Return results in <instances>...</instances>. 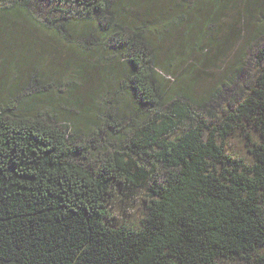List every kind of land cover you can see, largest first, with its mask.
I'll use <instances>...</instances> for the list:
<instances>
[{
    "label": "trees",
    "instance_id": "16d2710c",
    "mask_svg": "<svg viewBox=\"0 0 264 264\" xmlns=\"http://www.w3.org/2000/svg\"><path fill=\"white\" fill-rule=\"evenodd\" d=\"M234 2L0 0V55L25 47L0 62V264H264V46L221 118L200 108L228 80L196 91L253 24L216 40Z\"/></svg>",
    "mask_w": 264,
    "mask_h": 264
},
{
    "label": "rangeland",
    "instance_id": "374dc122",
    "mask_svg": "<svg viewBox=\"0 0 264 264\" xmlns=\"http://www.w3.org/2000/svg\"><path fill=\"white\" fill-rule=\"evenodd\" d=\"M239 17L244 22H253L252 26H249V28H244V31L240 32V37H232L230 38V43L228 44L229 46V51L226 55L222 56L218 63L214 66H211L210 69L212 70V74L208 76L207 79L202 80V82L196 86V91H198L197 96L200 95H206L208 90L210 88L215 89L218 85H220L224 80H228V83L223 87V91L219 93L216 89L213 91L214 95L212 96L211 103H207L205 107H201L200 110L204 112V114L208 116H212L213 118H221L222 117V109L224 107V104H227L229 100L232 101H237L243 98V95L241 92H237V89L245 84V85H251L253 82L250 80L249 77L253 75L254 70H252V74L250 76H246V73L244 75H240V81L238 82V79L236 81H233L234 77L236 76V71L234 70L233 72H228V70L231 68L230 66H233L234 62L236 61V58L239 55V50H244L245 53L247 54H252L258 49H261L264 46V31H260L257 39L255 41L254 38H252L253 33L258 31V24L260 21H264V0H235L234 3H231L228 9L224 11L223 18L221 21L222 24V31L220 34L217 36L216 40H220L224 36L229 35L228 31V25L230 22L236 21ZM240 27H243L242 24H240ZM4 41V37L2 39ZM6 46L7 52H4L2 55H0V62L3 58L6 57V69L11 70L14 68V65L16 64V61L18 58H21V53L23 52L25 47H20V44L17 43L16 46L10 44L8 45L7 43L4 45ZM251 49H254V51L251 52ZM20 50V51H19ZM216 49L215 46H213L209 50H205L204 52H207V56L211 57L215 53ZM195 56L197 57L198 54L194 53ZM194 54L192 56H194ZM31 55V53H30ZM24 57V56H23ZM193 59V58H192ZM35 64H36V60ZM17 65V64H16ZM227 75V76H226ZM226 76V77H225ZM7 77V78H6ZM225 77V78H224ZM248 77V78H247ZM223 78V79H221ZM6 79V80H5ZM233 79V80H232ZM14 80V79H13ZM0 94L3 95L4 98H7L9 96V91H8V83L10 82V79H8V75L2 74L1 80H0ZM23 83V81H22ZM21 83V84H22ZM90 85L87 84L84 86L83 89H81L79 92H84L87 93ZM244 94V93H243ZM54 96V95H53ZM236 97V98H235ZM209 100V99H208ZM4 102V101H3ZM198 102V101H197ZM127 106V105H125ZM213 110V113H209L208 111ZM102 111V109H101ZM100 111V112H101ZM208 112V113H207ZM101 117H105V113L101 115ZM103 122V119H99V123L101 125ZM71 127V126H70ZM251 132H254L251 130ZM255 133V132H254ZM256 137V136H255ZM261 137V135H260ZM259 138V137H258ZM116 137L114 135L110 136L108 138L107 134H105L103 137L98 136L95 138V143H93L94 150L97 151V155L92 158V160H97L102 157H98L101 148L104 149H112V146L114 143H109L110 141H114ZM78 143L82 142L83 145L89 144V142L86 139H78ZM230 146H233V148L237 145V140H229ZM81 144V143H80ZM228 146V149H231V147ZM89 151L86 152V155L88 157L91 156V150L88 148ZM93 150V151H94ZM143 203L137 202L136 206L134 208H130L128 211V216L130 218L129 223H131L134 226L139 225L140 220L144 216V209H143ZM119 206L112 207L111 212L113 214L119 215ZM140 226V225H139ZM229 264H243L242 261H230Z\"/></svg>",
    "mask_w": 264,
    "mask_h": 264
}]
</instances>
